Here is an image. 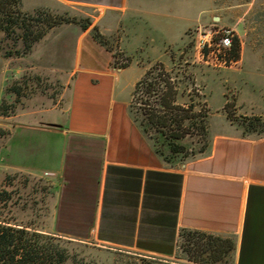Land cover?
Wrapping results in <instances>:
<instances>
[{
    "label": "crops",
    "instance_id": "obj_1",
    "mask_svg": "<svg viewBox=\"0 0 264 264\" xmlns=\"http://www.w3.org/2000/svg\"><path fill=\"white\" fill-rule=\"evenodd\" d=\"M29 1L34 2L30 11L45 6L44 0ZM56 1L101 12L94 26L119 34L121 48L130 54L129 44L138 41L130 33L134 19L145 13L149 0ZM225 4L227 13L240 16L233 27L241 42L235 62L244 61L249 47L264 58V0L256 18L249 2ZM220 8L213 0L201 11L208 17L199 27L216 20ZM171 17L179 30L180 19ZM91 31L65 24L37 43L27 56L32 58L28 69L60 82L58 100L46 97L0 122L10 132L0 152L2 174L40 178L54 189L51 228L44 232L164 262L175 259L183 230L234 235L235 264H264V136L220 131L204 155L181 167L166 166L131 116L134 89L145 69L129 82L133 63L115 67L113 54ZM0 62L1 103L26 69H12V59L1 54Z\"/></svg>",
    "mask_w": 264,
    "mask_h": 264
},
{
    "label": "rangeland",
    "instance_id": "obj_2",
    "mask_svg": "<svg viewBox=\"0 0 264 264\" xmlns=\"http://www.w3.org/2000/svg\"><path fill=\"white\" fill-rule=\"evenodd\" d=\"M217 1L221 8L215 13V16L220 18V21H210L203 28L233 29L240 16L226 12L224 8L226 0ZM235 1L240 3L243 0ZM244 1L253 4L254 11L251 18L254 17L253 15L258 13L262 0ZM33 3V1L22 0L20 11L31 15H35L38 11H44L59 21L72 22L59 24L55 28L65 24H75L82 27L91 21L92 37L103 48L113 54L115 67L129 66L133 63V67L128 71L129 82L133 83L141 77L143 69H145V74L155 64L163 63L174 77L178 76L177 80L180 82L181 92L186 91V94H189L193 92V88H196L200 91L199 94L205 95V100L211 112L208 120L207 138L201 136L187 138L183 141L187 152L172 158L171 162L165 161L155 153L166 166L181 167L187 162L202 156L201 150L205 145L211 144L213 135L220 131L232 130L238 132L241 136L252 138L264 136V58H258L257 53L250 47L246 50L244 61L226 68H214L201 62L198 58L196 44L200 37L196 29L208 17L207 14H202L201 11H207L213 4V0L146 1L144 4L145 13L134 19L135 24L131 28V35L138 41H131L129 44L130 54L125 48H121L119 34H115L113 31L103 32L100 27L94 26V22L98 20L101 12L91 8L67 5L56 0H44V7L30 11L34 9ZM177 7L179 9L174 10V14H172V8ZM172 15L180 19L179 30L173 28ZM256 23L255 19L253 24ZM189 28H192V30H189ZM185 29L187 32H185ZM13 30H16V33L11 36L0 30V54L5 57L8 51L12 52L11 67L15 70L19 65L25 67L26 83L20 85L22 97L19 103H16L17 97L14 94L9 95L8 93H6L2 102L6 111H14L17 114L33 107L34 103L41 105L42 102H45L46 97L54 98L57 101L62 87L56 79H48L49 76L44 72L33 73L28 69L31 66L30 60H32L31 57L27 58L29 54L22 57L17 56L18 51L22 52L24 48V41L18 37L22 31L17 27ZM239 32L240 34L243 33L242 28H239ZM122 35L124 36V32ZM235 38L240 41L237 34ZM56 39L58 38L53 40ZM162 60L165 62H162ZM137 63L142 69L136 65ZM2 65L0 62V84L3 77L1 75ZM189 76H192L193 79L189 80ZM17 81L20 80H14L10 86H13ZM193 81L195 86H192ZM131 88L132 86H129L126 93L128 97ZM194 99L196 101V98ZM189 100L190 97L187 96L182 100V103H188ZM141 107L140 104L137 105V108L141 109ZM139 117L143 118L141 110ZM6 118L8 117H0V122ZM0 130L5 132L4 135L0 134L1 152L4 140L10 132L8 129H3L1 124ZM146 140L154 150V143L148 138ZM18 174L3 175L0 171V199H2L0 202V219L10 220L18 225H28L47 232L51 228L49 217L52 211L51 200L54 189L45 180ZM232 238L237 242L236 236L233 235ZM72 241L75 242L74 249L79 254L78 259L82 264H201L195 262V258H200L195 253L197 244L195 241L188 242L182 233L179 236L175 259L167 262L136 253L106 250L88 240L72 239ZM235 256L236 252L231 253L228 258L219 264H235ZM200 259H207V255Z\"/></svg>",
    "mask_w": 264,
    "mask_h": 264
},
{
    "label": "trees",
    "instance_id": "obj_3",
    "mask_svg": "<svg viewBox=\"0 0 264 264\" xmlns=\"http://www.w3.org/2000/svg\"><path fill=\"white\" fill-rule=\"evenodd\" d=\"M21 1L0 0V30L8 36L16 33V30H13L15 27L22 31L18 37L24 41V48L22 52L18 51V57L30 54L34 46L50 30L67 22L59 21L44 11H38L35 15L23 13L20 11ZM91 25L92 22L89 21L82 28L87 30ZM240 51L241 43L239 39L234 38L232 49L234 61L239 60ZM11 53L8 51L5 57L11 58L13 56ZM120 67L125 69L128 65ZM177 77H174L163 63L155 64L137 82L131 104L134 122L143 135L154 143L155 153L167 162L187 152L183 144L187 138L193 136L207 138L208 120L211 115L205 95L199 94L200 91L196 88L189 94H186V91L181 92ZM25 78L26 76L6 89V93L17 97L16 103H19L22 97L20 85L26 83ZM188 79L193 78L189 76ZM192 86H195L194 81ZM145 96L147 98H144ZM187 96L190 97V102L182 103ZM139 104L142 106L141 109L137 108ZM140 110L143 118L139 117ZM13 114L15 115L14 111L4 109L2 102L0 117H10ZM4 133L0 130L1 135ZM209 148L210 144L205 145L201 153L204 155ZM18 175L25 176L21 173ZM181 233L188 242L195 241L197 244L195 253L200 258L207 255V259L195 258L197 263L219 264L236 251V241L232 237L190 230H183ZM74 243L72 240L45 233L28 225H18L10 220L0 219V264H82L78 259L79 254L74 249Z\"/></svg>",
    "mask_w": 264,
    "mask_h": 264
},
{
    "label": "built area",
    "instance_id": "obj_4",
    "mask_svg": "<svg viewBox=\"0 0 264 264\" xmlns=\"http://www.w3.org/2000/svg\"><path fill=\"white\" fill-rule=\"evenodd\" d=\"M197 33L200 38L196 50L201 62L214 68H226L236 63L232 59L236 36L234 29L215 30L199 27Z\"/></svg>",
    "mask_w": 264,
    "mask_h": 264
},
{
    "label": "water",
    "instance_id": "obj_5",
    "mask_svg": "<svg viewBox=\"0 0 264 264\" xmlns=\"http://www.w3.org/2000/svg\"><path fill=\"white\" fill-rule=\"evenodd\" d=\"M216 20H217V21H219V20H220V18H216Z\"/></svg>",
    "mask_w": 264,
    "mask_h": 264
}]
</instances>
